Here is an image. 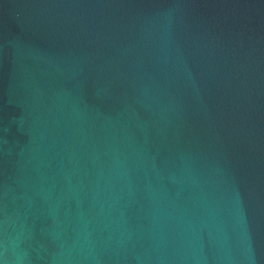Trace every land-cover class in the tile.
Returning a JSON list of instances; mask_svg holds the SVG:
<instances>
[{
	"label": "water",
	"instance_id": "95a60500",
	"mask_svg": "<svg viewBox=\"0 0 264 264\" xmlns=\"http://www.w3.org/2000/svg\"><path fill=\"white\" fill-rule=\"evenodd\" d=\"M0 264H264V0H0Z\"/></svg>",
	"mask_w": 264,
	"mask_h": 264
}]
</instances>
